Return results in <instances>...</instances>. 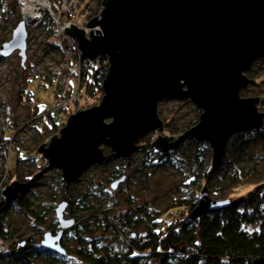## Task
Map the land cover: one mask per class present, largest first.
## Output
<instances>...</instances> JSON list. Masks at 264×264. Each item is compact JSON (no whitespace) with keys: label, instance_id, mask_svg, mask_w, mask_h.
<instances>
[{"label":"water","instance_id":"1","mask_svg":"<svg viewBox=\"0 0 264 264\" xmlns=\"http://www.w3.org/2000/svg\"><path fill=\"white\" fill-rule=\"evenodd\" d=\"M100 18L94 17L83 30L67 24L64 32L74 38L81 59L108 58L100 105L77 112L66 125L36 151L59 169L65 182L79 171L101 164L105 156L127 158L147 132L160 131L157 104L162 100L190 101L202 110L199 122L180 139L193 137L209 143L212 166L225 156L227 140L238 132L263 126L257 111L258 98H241L239 93L252 80L245 77L252 65L264 57V0H102ZM27 30L19 22L0 54L18 52L26 61ZM105 119H112L105 123ZM157 137L151 145L160 152L176 148L178 141ZM124 178L115 181L116 189ZM18 188H17V186ZM23 184L3 190L6 200L16 199ZM212 203L205 191L199 196L195 215ZM67 203L56 208L58 233H46L42 246L64 255L62 230L71 228L65 220Z\"/></svg>","mask_w":264,"mask_h":264},{"label":"rangeland","instance_id":"2","mask_svg":"<svg viewBox=\"0 0 264 264\" xmlns=\"http://www.w3.org/2000/svg\"><path fill=\"white\" fill-rule=\"evenodd\" d=\"M10 2L11 0H0V48L4 43L10 41L12 32L18 24V10ZM98 16L94 17L99 19ZM72 21L77 29L85 32V38L90 40L88 34L94 27L85 28L84 23L87 18L73 17ZM96 28L95 31H99V28ZM27 33V59L24 68L21 66V58L17 52L10 56L0 54V196L3 197V190L12 187L15 182L23 185L24 182H32V185L25 191V196L32 202L31 210L35 215L26 213L21 206L12 203L8 211L0 217L1 228L8 237L12 232L17 233L14 238L17 240L16 244L19 242L24 244L30 239L34 243H38L43 240L47 232L58 230V227H52L56 221L54 209L69 196L72 205L66 208L65 219H71L72 213H79L82 208H91L92 213L89 214V217L82 219L78 229L71 227L62 230V236L66 232L72 240L65 243V248L75 250L79 247L78 243L72 239L78 233V237L85 240L94 241V243L96 241L98 245L112 246L116 249L120 246L118 238L110 229L106 228V223L102 222L98 216L102 211L107 210L110 212L107 216L114 218L135 208L141 210L145 208L148 212H160L173 202L187 196L188 187L183 185V180L191 170L192 154L195 147L188 140H183L180 151L178 153L171 152L169 163L154 171L149 166L147 167V156L150 154L149 145L151 146L158 136L167 137L169 142H171L169 134L177 139L182 132L193 128L198 123L202 110L196 108L190 99L160 101L157 104V116L163 129L147 132L140 138L136 146H144L143 149H134L129 155L128 162L119 159L112 160L105 165H92L80 173L77 182L63 186L62 179H60L62 173L59 169L54 171L48 167L38 168L46 163L44 164L42 155H38V152L34 150L43 145L42 142L44 143L45 140L41 139H44L53 124H56L61 130L71 116L76 115L77 112L99 106L102 98L100 99V95H97L99 92L96 90L97 94H94V98L89 101H85L86 96L82 97L83 100L81 98V101L75 104L71 103L68 109L58 112L59 120H63L64 123L56 121V119L51 121L47 114L52 113V104L55 102L54 94L56 91L61 93L65 89L60 90L56 81L53 85L51 83L52 77L48 73V69L55 58H50L43 52L42 29H28ZM252 69L256 71L254 76L260 77L255 79L253 75L246 72L244 74L248 80H252L254 83L264 80V58L257 60L252 65ZM41 75L46 78H40ZM254 83L241 90L239 95L243 99L258 98L257 111L264 113L259 108H264V105H259L260 98H264V83L261 82V86H254ZM71 85L76 88L75 80L71 81ZM84 92L85 88L81 93ZM40 117H42V121ZM111 121L112 119H105L107 124ZM47 134H52V132L49 131ZM55 135L59 137V132L57 131ZM11 137L14 139L12 148L8 147L9 142L3 140V138ZM49 143L48 145L44 143V146L47 148ZM7 148L10 149L9 154H6ZM26 149L31 152L28 153ZM100 149L105 157L111 153V150L104 145H101ZM17 159L23 161L18 164L15 175H12L9 180L4 179L7 164L10 163L12 168ZM242 160L244 166H257L263 169L264 143L262 141L261 143L251 142L248 147L243 149ZM118 172H123L128 176V179L117 190H111L108 186L109 180ZM220 175L223 177L216 176L214 180L222 183L221 180H226L228 172L223 170ZM244 193H236L233 197L243 196ZM41 214L43 215L39 218L38 215ZM41 220L45 222L42 225L39 223ZM79 229L81 230L79 231ZM66 234L65 236H67ZM10 242L12 243L8 246L13 247L15 242L13 243L12 240ZM17 247H14L13 250ZM10 250L8 249L7 252ZM33 264L46 263L43 260H35Z\"/></svg>","mask_w":264,"mask_h":264},{"label":"trees","instance_id":"3","mask_svg":"<svg viewBox=\"0 0 264 264\" xmlns=\"http://www.w3.org/2000/svg\"><path fill=\"white\" fill-rule=\"evenodd\" d=\"M101 2L102 0L97 1L99 7L102 6ZM10 4L17 8L16 0H11ZM98 12L95 14L97 15ZM95 14L93 16H96ZM19 22L20 17L18 16ZM50 24L51 22L45 19L44 23L38 27L43 31L42 43L48 42L51 38L49 35ZM22 67H25V63ZM108 67V58L102 56L98 66L83 76L80 90L85 88V92L81 93L82 97L90 95L92 99L98 91L97 95H100V99L103 98L102 84L106 78ZM247 73L253 75L255 79L260 77L254 76L256 73L254 69ZM40 78L45 79L46 77L41 75ZM51 80L52 85L54 81L58 85L55 78L52 77ZM261 82L264 83V80L259 83L255 82L254 86H261ZM54 95L57 97L62 94L56 91ZM259 105H264V98H260ZM259 108L264 111L263 107ZM262 114L263 126L261 128L235 133L227 140L225 157L222 158L217 167L212 166V150L208 142L193 137L179 140L188 130L182 132L177 139L169 134L171 142L179 141L176 148L167 152H160L149 145L150 154L147 156V167L149 166L152 171L158 167L166 166L169 163L171 152L178 153L180 151L183 140H188L195 147L192 154L191 170L183 180V185L188 187V194L185 198L173 202L160 212H148L145 208L142 210L135 208L129 209L114 218L107 216L110 213L107 210L102 211L99 216L95 215L106 223V228L110 229L118 238L120 244L118 248L98 245L96 241L94 243V241L78 237L77 233L72 239L78 243L79 247L75 250L68 249L65 248V243L72 240L65 232L67 236L63 234L60 240V246L65 250V254L62 255L42 246L43 240L34 243L30 239L24 244L20 242L16 244L17 240L14 238L17 233L12 232L11 236H6L0 224V240L5 246L0 251V264H33L35 260H43L46 264H264V168L248 167L242 163L243 149L248 147L251 142L261 143L262 141L264 143V113ZM47 117L51 121H54L53 119L60 121L58 117L50 113L47 114ZM40 118L42 121V117ZM60 122L64 123L63 120ZM49 131L53 135L47 134ZM49 131L45 134L44 139H41L45 140L46 145L57 131L60 132L56 124H53ZM3 140L9 142L8 147L12 148L13 137L3 138ZM44 143L42 142L43 145ZM17 147L19 148L20 145L18 144ZM40 147L34 151L36 152ZM21 148L23 149V147ZM143 148L144 146L141 145L135 147V149ZM9 150L7 148L6 154H9ZM26 151L28 150L26 149ZM38 155L41 156L39 153ZM7 157L9 158V156ZM119 159L128 162L129 156L117 158L111 156L110 153L100 165ZM43 160L46 164L38 166V168L45 169L48 167V161L45 158ZM22 161L17 159L12 168L8 163L4 179H11L17 171L18 164ZM223 170L228 172L226 180H221L222 183L216 182L214 180L216 176L223 177L220 175ZM83 171L77 172L75 178L70 182H65L61 175L60 179H62L63 186L77 182L80 173ZM121 178H124L122 182L124 183L128 176L124 175L123 172H118L110 178L108 186L111 190H113L112 184ZM31 185L32 182L30 181L24 182V188L19 191L16 199L6 200L4 196H0V217L8 211L12 203L21 206L26 213L35 215L31 210L32 202L25 196V191ZM119 186L114 190H117ZM203 191H205L212 206L196 216L195 210L199 206V196ZM240 192L245 193L243 196L233 197ZM63 202L67 203L68 208L72 205L69 196L60 203ZM56 208L54 209L56 221L52 224L53 228L58 227ZM90 209L82 208L81 212L76 214L73 212L70 216L71 219H65L64 213L63 217L65 220H73V229H78L82 219L89 217V214L92 213ZM43 214L38 215V217L41 218ZM39 223L42 225L45 222L41 220ZM57 231L54 229L49 233L55 236ZM9 239L13 243L15 242L13 247L8 246L12 243ZM16 246H18L17 249L13 250ZM8 249L11 250L7 252Z\"/></svg>","mask_w":264,"mask_h":264},{"label":"built area","instance_id":"4","mask_svg":"<svg viewBox=\"0 0 264 264\" xmlns=\"http://www.w3.org/2000/svg\"><path fill=\"white\" fill-rule=\"evenodd\" d=\"M97 1L16 0L20 21L24 23L27 30L37 29L44 23L45 19L51 22L49 26L51 38L48 42L43 43V52L50 58H55L48 71L57 80L60 90L62 88L65 89L61 92V96L55 97V102L52 104V113L50 114L56 117H58V112L68 109L71 103L75 104L81 101L82 94L80 88L82 78L87 72L94 70L98 66L102 57L97 56L93 60L81 59V51L77 41L64 32L67 24L74 26L73 17L87 18L89 21L94 17L93 14L99 11V16L98 14L97 16L100 18L102 6L99 7ZM84 24L85 28H87V23ZM96 29V27L93 28V30ZM88 38L91 39L89 34ZM72 80H75L76 88H73L71 85ZM90 99V95L85 97V101H89ZM4 248V243L0 240V249Z\"/></svg>","mask_w":264,"mask_h":264},{"label":"flooded vegetation","instance_id":"5","mask_svg":"<svg viewBox=\"0 0 264 264\" xmlns=\"http://www.w3.org/2000/svg\"><path fill=\"white\" fill-rule=\"evenodd\" d=\"M18 53V52H17ZM46 147V146H45Z\"/></svg>","mask_w":264,"mask_h":264}]
</instances>
